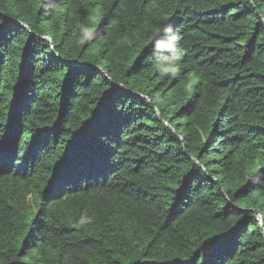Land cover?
Instances as JSON below:
<instances>
[{
  "label": "trees",
  "instance_id": "1",
  "mask_svg": "<svg viewBox=\"0 0 264 264\" xmlns=\"http://www.w3.org/2000/svg\"><path fill=\"white\" fill-rule=\"evenodd\" d=\"M262 231L264 0H0V264H264Z\"/></svg>",
  "mask_w": 264,
  "mask_h": 264
},
{
  "label": "clouds",
  "instance_id": "2",
  "mask_svg": "<svg viewBox=\"0 0 264 264\" xmlns=\"http://www.w3.org/2000/svg\"><path fill=\"white\" fill-rule=\"evenodd\" d=\"M94 23V21H92ZM94 29L91 27H88L87 25H82L80 28V32L82 33L79 42L81 44L86 43L88 40L92 39V34H93ZM170 31V29H169ZM162 71H171V69H161Z\"/></svg>",
  "mask_w": 264,
  "mask_h": 264
},
{
  "label": "water",
  "instance_id": "3",
  "mask_svg": "<svg viewBox=\"0 0 264 264\" xmlns=\"http://www.w3.org/2000/svg\"><path fill=\"white\" fill-rule=\"evenodd\" d=\"M262 236L264 237V231L261 232Z\"/></svg>",
  "mask_w": 264,
  "mask_h": 264
}]
</instances>
